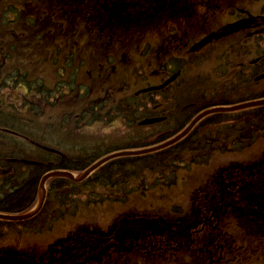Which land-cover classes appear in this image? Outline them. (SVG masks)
Wrapping results in <instances>:
<instances>
[{
    "label": "rangeland",
    "instance_id": "1",
    "mask_svg": "<svg viewBox=\"0 0 264 264\" xmlns=\"http://www.w3.org/2000/svg\"><path fill=\"white\" fill-rule=\"evenodd\" d=\"M111 1L125 3L124 6L133 15H142L148 5L147 0ZM254 1L251 3L252 9L258 10L259 7L254 5ZM29 3L28 5L32 6L25 8L24 13L27 14L35 8L41 17L44 10L50 5L53 6L50 0H29ZM8 9V0L0 1V149L22 150L45 162L54 158V164L82 168L90 160L85 153L92 151L96 146L99 147L100 144L106 148L131 145L142 146L143 149L151 148L154 141L176 133L181 128L178 127V122L188 121L199 111L197 108L204 107L208 101L219 100L223 93L226 96L234 92L240 99L264 95V79L255 81V76L264 72V57L263 63L250 64L264 54L258 53L259 49H264L262 35L254 40H247L248 45L244 54H241L242 57L237 55L249 62L245 89L240 90L233 82L227 87H218L220 75L217 73L210 75L209 71L216 64V61L211 60L213 56L211 53H208L211 57L206 55L199 64L191 65L189 62L177 61L175 64H181L185 68V73L178 82L184 87L179 100L182 104L192 99L196 100L197 105L193 113L190 111L182 113V104L174 103L167 106L173 111L169 123L141 124L139 120L143 117L160 115L156 113L165 110L159 105L157 92L151 96L139 97L125 96L122 91L112 96L103 93V98L98 100L99 95L94 94L82 103L78 91L86 83L87 91L93 87L97 90V87L101 86L96 80V68L101 56L105 57L108 53L124 59H134V76L131 84L139 87L144 76L138 71L149 66L145 55L150 46L146 39H141L145 30L136 33L133 39L126 30L119 31V34L115 35L116 44L102 45L100 51V45L97 43L93 45L98 38L84 28L78 34L71 31L72 40L69 44L61 46L60 40L53 39L55 37L53 34H42L37 24H21V20L19 22L12 20L6 12ZM75 12H84L86 17L91 15V9L85 3L83 6H77ZM49 15L53 16L51 13ZM40 20L41 18H38V21ZM91 22L94 27V21ZM48 26L52 29L51 24ZM77 35L80 46L74 43ZM74 48L80 55L75 58L71 54L67 58L64 53L73 52ZM214 55L218 60V55L215 53ZM234 59L232 57V60ZM64 64H69V71H63ZM15 76L18 77L12 78ZM35 76H44L39 78V85L41 80L46 79L54 84L55 106H51L49 110L42 105H36V101L41 100L37 97ZM128 77L129 73L124 67V72L119 73L112 84L118 90L126 84L123 92H130L131 84L126 83ZM221 78L223 81L225 77ZM70 81L71 88H68L70 94L66 96L65 101H59L56 93L62 88L63 83L67 85ZM95 101L97 102L93 107L97 109L93 114L90 106ZM180 114H183L182 117H178ZM85 116L100 119L126 118L136 121L137 124L130 128V125L124 122L116 123L114 125L116 128L112 132H109V127L104 128L103 124L98 128L99 134L90 135L84 125H77V122H74V119ZM63 119L70 121L66 122L67 125H62ZM48 120L55 124L52 126V121L50 122L52 127L49 132ZM4 129L16 131L17 134H11L13 131L7 132ZM22 134L27 136L26 140L17 136ZM30 137L31 142L32 138L37 137L43 142L61 147L67 151L65 152L67 156L61 159L62 156L51 157L47 152L39 151L31 143H27ZM102 149L100 147L99 150ZM263 156L264 106L237 113L211 115L185 138L161 151H151L123 158L119 162H111L112 167L118 162L129 166L130 170L128 168L117 171L114 168H105L110 174L102 168L100 170L102 178L107 180H100L99 185L93 190L91 188L85 190L83 187L95 182L99 171L78 185H69L70 182L61 179L50 180L47 197L52 200L45 201L42 208L28 220H0V225L6 229V232L0 235L1 241L7 248L17 251L16 255H12V259L22 258L23 264L48 262L60 264L61 258L65 262L69 261L68 264H84L86 256L98 258L104 256V263L98 264H264L263 247L256 245V242L253 244V240L246 239L247 234L244 231H239L237 235L249 245L242 248L231 247L230 253H227L225 246H228L229 231H223L219 227L217 221L221 220L216 216L213 218L211 212L212 203L223 207V204L219 203L231 201L232 197L237 198L236 193H240V189L237 190L235 186L238 183L237 172L233 170L227 173L230 166L234 163L245 165L260 161ZM32 171L31 167L25 168L24 172L27 174H24L26 177L23 178V182L29 181V173ZM118 178L123 182L121 188H115L112 184V181L117 182ZM78 191L81 194H78ZM38 194L39 189L36 200ZM86 196L92 198V201H81ZM108 198H111V201H107ZM36 204L37 201H6L2 208L25 212ZM125 216L128 218L125 219ZM141 216L147 217L143 219L149 221H157L163 226L164 222L156 218L171 222H176L180 217L187 218L184 226L188 224L191 229L173 239L164 240L151 230V236L146 239L114 237L116 234L114 229H118L119 226L128 227L130 221L140 219ZM80 225L85 226L82 230L87 229V226H97L99 230H96L98 232L95 233L94 240L84 245L87 248L86 252L79 255V258L72 253L74 257L70 259L72 255L64 256L65 246L72 244L73 238L81 229ZM136 225L138 224H134V227L137 229ZM164 228L165 233H169L174 226L171 229ZM105 231L108 234H102ZM124 233H127L124 235L128 237L134 232L130 229ZM84 234L89 233L84 231ZM76 240L81 244L79 236ZM157 243L160 245L157 246ZM89 245L92 247L88 248ZM126 246L129 249H125ZM248 255L250 259L246 260Z\"/></svg>",
    "mask_w": 264,
    "mask_h": 264
},
{
    "label": "flooded vegetation",
    "instance_id": "2",
    "mask_svg": "<svg viewBox=\"0 0 264 264\" xmlns=\"http://www.w3.org/2000/svg\"><path fill=\"white\" fill-rule=\"evenodd\" d=\"M247 1H249L250 4L252 3V0H147L148 5L145 12L142 15H133L131 11L124 6L125 3H113L111 0H97L98 11L95 15L86 17L85 13H76L71 10L61 12L59 14L60 17L54 20V22L61 24V27H63L60 30L61 46L66 45V43L69 44L72 40L71 31L78 34L79 31L84 30V28L89 30L90 34L94 37L96 36L98 38L96 42H94L95 44L92 43L94 46L96 43L100 45V51H102V45H115V35H118L119 31L123 30L131 34L132 39L135 38L136 33L138 34V32L141 33L145 30L141 39H146L150 46L148 53L145 55L146 60L149 62V66L138 71L144 76L138 88L135 89L134 85L131 84L134 76V59H124L115 54L109 55L108 53L105 57L101 56L96 68V80L101 86L97 87V90L93 87L89 89V91H87V83L81 86L78 91L80 101L84 103L88 97L94 96V94L99 95L97 98L98 100L99 98H103V92L111 96L121 91L125 96H151L154 92H145L142 94L138 93V91L152 85L162 84L176 73L180 72L175 80L158 92L159 105L165 108L164 115L167 118H172L173 111L167 108V106H172L174 103L182 104L179 98H181L184 87L178 82L185 73V68L175 63L180 59H186L191 65L199 64L206 55L211 57L208 55V51L213 55L211 60H217V56H215L214 53H219V55L217 54L218 62H221L222 59L225 61L226 56H229L227 61H232L234 64L231 65L227 71H224V73L229 80H232L233 83L238 85V88L244 89L246 87L245 66L247 62L240 57L238 61L232 60L231 56L240 55L242 57L241 54H244L248 45L247 40H254L259 36H264V20L261 18V16L264 15V3L260 1L254 2L258 4L260 9L255 12L250 7V4H247ZM250 15H252V17H257L253 18L254 22L251 23L248 28H242L236 32L226 34L222 38L214 39L205 46L204 50L196 52L189 51L190 47L203 37L212 32L220 31L227 24L243 20ZM91 21H94V27ZM119 38L120 37H118V39ZM53 39L55 40V38ZM77 39L78 35L74 43L80 46V40ZM88 41L89 40H87V42ZM201 51L204 52L201 53ZM70 52L71 51L64 53L67 58L71 54L75 58L80 55L76 53L75 48L73 52ZM140 55L144 56V54ZM123 62H126V64H123ZM259 62L260 61L257 60L250 64H259ZM68 67L69 64H64L63 71H69ZM124 67L129 73L126 83L128 85L131 84V86H129L131 90L127 93L123 92V90L126 89V84L122 85V89L120 90L115 88L112 84V81L119 73L124 72ZM60 74H62V72ZM17 77L18 76L12 78ZM42 77L44 76L34 77L36 81V90L38 92L37 97L41 100L36 101V105H42L49 110L51 106H55L53 105L55 98L54 84L46 79L44 81L41 80V85H39V78ZM68 88H71V81L70 83L68 82L67 85L63 83L62 88L56 93V97L59 101H65L66 96L70 94V89L68 90ZM96 102L97 101L94 103ZM196 105V100H189L182 104L181 111L182 113L188 111L193 113ZM174 109L177 111L176 107ZM182 115L183 114H180L178 117H182ZM51 121L52 120H48L47 122V126L49 127L47 129L48 132L51 130L50 128L55 125L52 121V126H50ZM69 121V119H63V124H58L67 125L66 122ZM74 122H77L78 125L89 123L86 117L74 119ZM17 136L23 137L25 140L27 139V136L23 134ZM32 141L36 143L41 152H47L49 155L56 154L50 149L52 146L40 141L37 137L32 138ZM62 152L63 153L57 152V155L60 153L64 156L65 152ZM28 153L29 152H23L22 150L0 149V201H2V203H6V201L36 200L39 180V175L37 173L38 168L27 161L31 160V156H29ZM47 163H53V159L48 160ZM29 164L32 165L30 167L33 171L29 173V181L23 182V178L26 177L24 174H27L24 171L26 167H29ZM50 200H52V198L47 197L45 201ZM5 232L6 229L0 225V235ZM1 239L2 236H0V264H23L22 258L19 260L16 259V257L12 259V255H16L17 251L7 248Z\"/></svg>",
    "mask_w": 264,
    "mask_h": 264
},
{
    "label": "trees",
    "instance_id": "3",
    "mask_svg": "<svg viewBox=\"0 0 264 264\" xmlns=\"http://www.w3.org/2000/svg\"><path fill=\"white\" fill-rule=\"evenodd\" d=\"M56 1V0H55ZM53 3V1H52ZM11 7H15V4H12ZM223 102H217L212 101L208 102L205 107L213 106L216 104H221ZM204 107H200L199 111L202 110ZM184 125L182 126V128ZM172 136V135H170ZM168 136V137H170ZM166 137V138H168ZM166 138L159 139L157 141H154V143L160 142ZM250 139V137L248 138ZM88 155V154H85ZM90 157V160L88 163L85 164V166H82V168H76V169H85L90 164H92L95 160L97 155H88ZM88 160V159H87ZM73 163V161H71ZM56 168H64V169H72L70 165H62V164H54V165H48L47 163L41 165L38 167L39 171V178L44 173V171L56 169ZM126 168V165H120V171H124ZM233 168L232 170H230ZM234 170V171H233ZM237 172L238 176V183L235 185L238 189H240V193H236L237 198L232 197L231 201H222L223 207L215 206L212 203L213 209L211 210L213 214V218L216 216L221 221H217V224L221 229H229L232 232L233 238L236 237V232L239 230H246L247 235L246 237L251 240L255 238V234L251 233L253 230H257V235H262V246H264V156L260 161H255L253 163L242 165L240 163H234L230 166V168L227 170V173L229 172ZM43 172V173H42ZM61 179L63 181H68L70 184L76 185V183H73L67 178H56ZM243 184V185H242ZM255 186H254V185ZM242 185V186H241ZM94 188V185L92 186ZM78 194H81L80 191H78ZM212 200V197H211ZM23 205L21 206L22 209ZM220 208V209H219ZM25 209V208H23ZM222 210V212H220ZM224 218V219H223ZM187 218H184L183 221L186 222ZM172 226L176 225V222L171 223ZM81 229L76 233V236L73 238V242L71 245H66V253L64 256L72 255V253L75 254L76 258H79L78 256L82 253L86 252V249L84 245H88L91 243V241L94 240L96 237V230H99L97 226L89 227L87 226V229L82 230V227H85L84 225H80ZM138 226L137 229L134 227V225H130L128 227L120 226L118 229H114L113 231L116 232L115 236H118L119 239H124V231L135 229V230H141V225ZM183 226V227H182ZM154 231H157L158 226H153ZM177 229H184L189 230L191 229L190 226H184V224H179L176 226ZM92 228V229H91ZM171 228V227H169ZM112 230V229H111ZM84 231H87L89 234H84ZM251 231V232H249ZM137 232V231H135ZM108 234L107 231L102 232V234ZM138 234V233H137ZM135 234V236L137 235ZM81 241V244L78 243L76 238H78ZM92 247L91 245L88 246V248ZM74 249V251H72ZM74 257L73 255L70 257V259Z\"/></svg>",
    "mask_w": 264,
    "mask_h": 264
},
{
    "label": "water",
    "instance_id": "4",
    "mask_svg": "<svg viewBox=\"0 0 264 264\" xmlns=\"http://www.w3.org/2000/svg\"><path fill=\"white\" fill-rule=\"evenodd\" d=\"M263 77H264V74L260 75L258 78H263ZM262 104H264V98L263 99L254 100V101L245 102V103H241V104H238V105H233V106H221V107H214V108H211V109H207V110L203 111L202 113H200L182 133L178 134L173 139H170V140H168V141H166V142H164L162 144L153 146L151 148L140 149V150L121 151V152L114 153V154H112L110 156H107V157L99 160L94 165L89 167L86 171H84L83 173L78 174V175L74 174L71 171H67V170L51 171V172L47 173L46 175H44V177L42 178L40 201H38L37 206L33 210H31L28 213L21 214V215H9V214L0 213V218L12 219V220H24V219H28L30 217H33L42 208V206L44 204V198H45V194H46L45 183H46L47 179L50 178V177L64 176V177H68V178H70L72 180H75V181H81V180L85 179L86 177H88L96 168H98L103 163H105L107 160H109V159H111L113 157L120 156V155H139V154H144V153H148V152H151V151H155V150L164 148V147H166V146H168L170 144L175 143L176 141L180 140L184 135H186L192 129V127L201 118H203L204 116H206V115H208L210 113L217 112V111L238 110V109L247 108V107H251V106H257V105H262ZM159 120H161V119L160 118H150V119H146V120L142 121V123L143 124L152 123V122H156V121H159Z\"/></svg>",
    "mask_w": 264,
    "mask_h": 264
}]
</instances>
